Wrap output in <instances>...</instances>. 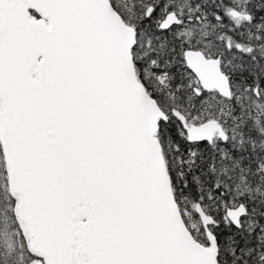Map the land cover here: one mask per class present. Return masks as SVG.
Returning <instances> with one entry per match:
<instances>
[{
    "label": "snow or ice",
    "instance_id": "6c2138e0",
    "mask_svg": "<svg viewBox=\"0 0 264 264\" xmlns=\"http://www.w3.org/2000/svg\"><path fill=\"white\" fill-rule=\"evenodd\" d=\"M0 264H264V0H0Z\"/></svg>",
    "mask_w": 264,
    "mask_h": 264
}]
</instances>
